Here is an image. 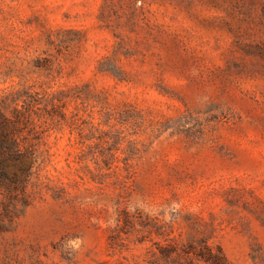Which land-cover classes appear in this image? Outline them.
<instances>
[{"label": "rangeland", "instance_id": "374dc122", "mask_svg": "<svg viewBox=\"0 0 264 264\" xmlns=\"http://www.w3.org/2000/svg\"><path fill=\"white\" fill-rule=\"evenodd\" d=\"M0 109V264H264V0H0Z\"/></svg>", "mask_w": 264, "mask_h": 264}, {"label": "trees", "instance_id": "16d2710c", "mask_svg": "<svg viewBox=\"0 0 264 264\" xmlns=\"http://www.w3.org/2000/svg\"><path fill=\"white\" fill-rule=\"evenodd\" d=\"M17 122V115L9 116L0 109V189L6 188L13 195L26 189L35 164L33 152L21 145Z\"/></svg>", "mask_w": 264, "mask_h": 264}, {"label": "clouds", "instance_id": "9594fccd", "mask_svg": "<svg viewBox=\"0 0 264 264\" xmlns=\"http://www.w3.org/2000/svg\"><path fill=\"white\" fill-rule=\"evenodd\" d=\"M179 209H180V204L179 203H177V202H172V204L170 205V210L172 211V212H176V211H179ZM130 210L131 211H134L135 210V208L134 207H130ZM165 218L166 219H171V217L166 213L165 214Z\"/></svg>", "mask_w": 264, "mask_h": 264}]
</instances>
